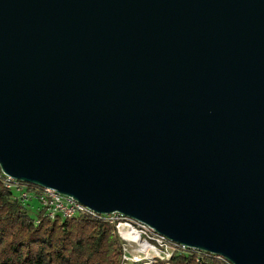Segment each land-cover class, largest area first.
<instances>
[{
	"label": "water",
	"instance_id": "1",
	"mask_svg": "<svg viewBox=\"0 0 264 264\" xmlns=\"http://www.w3.org/2000/svg\"><path fill=\"white\" fill-rule=\"evenodd\" d=\"M0 170L264 264V0H0Z\"/></svg>",
	"mask_w": 264,
	"mask_h": 264
},
{
	"label": "trees",
	"instance_id": "2",
	"mask_svg": "<svg viewBox=\"0 0 264 264\" xmlns=\"http://www.w3.org/2000/svg\"><path fill=\"white\" fill-rule=\"evenodd\" d=\"M7 181L0 172V264H149L127 261L129 253L115 228L127 221L123 216L113 221L108 214L76 211L50 217L41 187L17 181L20 186L14 188ZM33 197L42 205L35 216L29 212ZM170 244L168 256L154 255L152 264H232L209 252Z\"/></svg>",
	"mask_w": 264,
	"mask_h": 264
},
{
	"label": "rangeland",
	"instance_id": "3",
	"mask_svg": "<svg viewBox=\"0 0 264 264\" xmlns=\"http://www.w3.org/2000/svg\"><path fill=\"white\" fill-rule=\"evenodd\" d=\"M17 181H19V180H17ZM42 189L44 190V189H49V188H42ZM70 198H72L73 200L77 201L76 199H74L71 196H70ZM29 203H30L29 212L33 216H35L36 212L38 211V209L42 205H41V203L38 201V199L36 197H33L31 200H29ZM46 211H47V209H46ZM122 216L125 217L127 219V221L126 222H124V221L120 222L119 221L120 223H118L117 227H119V232H120V233L118 232V234L120 235L121 239L125 242L126 251L129 253V257L127 258V261L131 262L132 260L133 261L139 260V261H147L149 264H152L151 262L153 260V256L154 255L155 256H161V255L168 256V251L169 250L168 251L167 250L159 251V249H157V250L154 249L153 250L151 247L146 246L147 243L153 244V242H154L152 239H148L146 241L147 242L146 243L145 239L148 238L147 236L151 237L152 234H150V233H156V234H159V233L155 232L154 230H152V228H150L149 226L143 224L140 221L128 218V217L124 216L123 214H122ZM114 220H115V218H114ZM143 226L146 227L145 228L146 231L142 230L141 227H143ZM128 229H131V230L135 231L136 236L134 238H127L125 236V233H127V232L131 233V231H129ZM137 234H138V236H137ZM159 235H162V234H159ZM162 236H164V235H162ZM167 240L171 241L169 239H167ZM128 241H131L132 243H130ZM182 246H184V245H182ZM127 264H130V263H127Z\"/></svg>",
	"mask_w": 264,
	"mask_h": 264
},
{
	"label": "bare ground",
	"instance_id": "4",
	"mask_svg": "<svg viewBox=\"0 0 264 264\" xmlns=\"http://www.w3.org/2000/svg\"><path fill=\"white\" fill-rule=\"evenodd\" d=\"M3 174V173H2ZM4 176H6L5 174H3ZM7 177V176H6ZM9 181V180H8ZM7 181V183H8ZM12 185V184H11ZM20 186V184H19ZM13 187L16 188V185L13 184ZM49 194H56V197L57 198H63L65 200V206L67 207V212L69 213H63V212H57V213H60V214H63L64 216H70V215H73L76 211H90V212H93V210L87 208L85 205L81 204L80 202L78 201H75L73 200L72 198L68 197V196H64V195H61L60 193L56 192L55 190L53 189H44V192H43V196L41 199H48L49 198ZM43 205H46L47 207V210L50 211V206H57V199H50V204H43ZM45 207V206H44ZM56 212H48V215L50 217H53L54 214ZM62 215V216H63ZM118 215H121L120 213H118ZM125 218V217H124ZM126 219V218H125ZM125 221V220H124ZM116 228V227H115ZM143 228H146L145 226H143ZM131 230V229H130ZM153 230V229H152ZM133 232L132 233H125V236L127 238H134L136 236V233L134 230H132ZM150 234H153V236H159L161 239H166L164 236L162 235H159V234H156V233H150ZM138 236V234H137ZM167 240V239H166ZM168 241V240H167ZM130 243H132L131 241H128ZM170 243H173V244H176V245H180L182 246L181 244H178V243H174L173 241H168ZM188 248V247H187ZM192 249V248H191Z\"/></svg>",
	"mask_w": 264,
	"mask_h": 264
},
{
	"label": "built area",
	"instance_id": "5",
	"mask_svg": "<svg viewBox=\"0 0 264 264\" xmlns=\"http://www.w3.org/2000/svg\"><path fill=\"white\" fill-rule=\"evenodd\" d=\"M0 172L2 173V171L0 170ZM7 176V175H6ZM7 179L9 181H13L14 184L16 185V188H19L18 182L17 180L12 179L11 177L7 176ZM50 199H57V206H50V211L48 212H63V213H69L67 212V207L65 206V200L63 198H57L56 194H49V198L48 199H41L43 204H50ZM110 219H112L114 221V218L118 216V213H112V214H108ZM118 232H119V227H116ZM129 231H131V233L133 232L132 230L128 229ZM120 233V232H119ZM148 238L145 239V242L148 239H152L154 242L153 244H149L147 243L146 246L151 247L153 250L154 249H159V251H165L167 249H172V245L170 244V242H167L166 239H161L159 236H147ZM145 246V247H146Z\"/></svg>",
	"mask_w": 264,
	"mask_h": 264
}]
</instances>
